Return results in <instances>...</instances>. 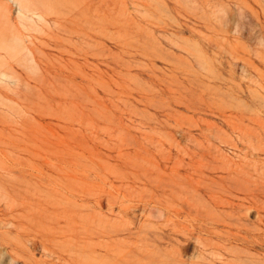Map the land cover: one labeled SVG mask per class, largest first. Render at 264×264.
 Here are the masks:
<instances>
[{
    "label": "rangeland",
    "instance_id": "1",
    "mask_svg": "<svg viewBox=\"0 0 264 264\" xmlns=\"http://www.w3.org/2000/svg\"><path fill=\"white\" fill-rule=\"evenodd\" d=\"M0 264H264V0H0Z\"/></svg>",
    "mask_w": 264,
    "mask_h": 264
},
{
    "label": "bare ground",
    "instance_id": "2",
    "mask_svg": "<svg viewBox=\"0 0 264 264\" xmlns=\"http://www.w3.org/2000/svg\"><path fill=\"white\" fill-rule=\"evenodd\" d=\"M14 1H16V0H14Z\"/></svg>",
    "mask_w": 264,
    "mask_h": 264
}]
</instances>
